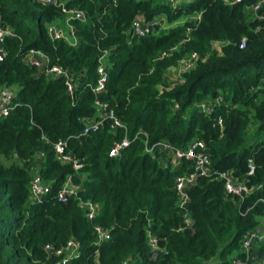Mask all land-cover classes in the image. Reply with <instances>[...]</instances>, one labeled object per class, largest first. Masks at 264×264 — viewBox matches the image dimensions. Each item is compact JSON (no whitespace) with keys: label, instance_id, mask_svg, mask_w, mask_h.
<instances>
[{"label":"trees","instance_id":"trees-1","mask_svg":"<svg viewBox=\"0 0 264 264\" xmlns=\"http://www.w3.org/2000/svg\"><path fill=\"white\" fill-rule=\"evenodd\" d=\"M58 1L86 18L71 22L77 46L48 33L64 21L62 7L0 0V26L8 32L1 43L0 93L14 90L9 115L0 117V264L245 259V238L264 225V6L255 16L254 0ZM140 16L152 32L135 37L132 26ZM32 50L71 74L72 96L65 78L27 64ZM106 52L108 82L97 94ZM192 54L198 55L194 68L182 84L170 86L169 72ZM207 102L211 112L201 107ZM110 114L122 127L113 128ZM91 120L103 123L85 134ZM126 133L130 145L111 158ZM60 141L80 160L79 172L57 158ZM194 142L205 144L210 174L197 178L182 207L176 183L195 172L194 162L166 161L163 149L148 150L166 143L173 156ZM224 173L246 186L244 200L227 194ZM68 178L82 190L61 202ZM39 180L47 190L36 202L31 187ZM88 201L98 208L94 220L82 206ZM97 227L108 231L106 240H99ZM70 243L78 249L73 256L56 255ZM251 255L264 264V239Z\"/></svg>","mask_w":264,"mask_h":264},{"label":"built area","instance_id":"built-area-1","mask_svg":"<svg viewBox=\"0 0 264 264\" xmlns=\"http://www.w3.org/2000/svg\"><path fill=\"white\" fill-rule=\"evenodd\" d=\"M46 5H54L62 7V13L64 14V23L68 25L69 27V35L67 36L64 32V30L61 28V25L58 24H52L48 27V33L50 37L54 40H64L67 44L71 46H77L78 45V39L76 36V30L73 25H71V22L77 18L86 21V18L83 13L79 12L78 10H72L68 11L63 3H60L58 0H41ZM171 4L176 5L177 0H168ZM242 0H224L225 3L229 5H233L235 3H239ZM264 6V0H254V4L251 6L250 10L252 13L257 16L262 7ZM197 19H200V16H198ZM152 31L148 24H146L143 17H138L133 26H132V35L135 37H142L147 34H150ZM8 34L7 31H5L0 26V61L5 56V53L1 47V43L3 42L5 36ZM108 53L106 52L104 56L100 60V67L98 68V73L100 75L98 86L95 88V92L97 94H101L106 89V85L108 82V75L106 72V63L105 59L108 58ZM198 59L197 54H192L190 56L189 61L182 60L181 64L183 65V70L180 71L177 74V84H182L184 82L183 76L185 73L192 70L195 66V62ZM26 62L28 65L33 66L40 70L41 72L52 76L56 78H65L66 79V85L68 89V93H70V96L73 95L75 91V83L73 82L72 76L69 72L64 70L63 68L59 66H50V59L49 57L43 53L42 51L32 50L27 59ZM14 93H8V91L4 90L0 93V117H6L9 115L11 106H12V98ZM96 106L99 107L102 110L106 109V105L97 101ZM201 107L206 110V112H211V108L209 103L201 104ZM110 118L114 119V127H122L120 122L113 117V114L109 115ZM86 122V121H85ZM102 121H93L91 120L86 124L85 134H88L90 131H96L99 126L102 124ZM125 131L127 132V129L125 128ZM136 138H139L138 136ZM43 140H47L45 136L42 138ZM145 143L148 144V137L146 136ZM130 145L129 137L126 133L123 139H121L119 142H117L110 153L111 158H116L121 155V153ZM55 152L57 155V158L63 163L71 165L73 170L75 172H79L82 168V164L80 160L76 159L72 153H68L67 150V143L65 142H59L55 146ZM161 148L169 150V146L166 143H159L157 145L152 146L148 152L153 153L155 149ZM206 149L205 144L203 142H194L192 143L187 149L178 150L177 152L173 153V159L175 162L182 161V160H188L194 162V169L195 172L192 174H184L182 175L176 183V190L180 195L181 202L180 205L183 207L188 199L187 190L192 187L199 176H208L210 174V157L208 153H206L204 150ZM200 151V152H199ZM204 151V152H202ZM253 173V171L251 172ZM221 178L225 180V188L227 194L238 197L240 200H244L245 196L244 193H248L249 191L246 189V186L241 183H237L233 176L230 173H224L221 175ZM46 187L39 183L38 181L35 182L31 187V197L34 201L40 202L43 196L46 194ZM82 190L80 185H75L72 183V179L68 178L67 182L65 183L62 191L59 194V200L61 202H66V200L70 197L78 198L79 192ZM84 208L88 210V218L90 220H94L98 208L96 205H94L92 202H84L82 204ZM96 233L98 235V238L100 241L106 240L109 237L108 231L97 227ZM264 239V225L263 227L258 231H253L247 235L243 242V252L245 253L246 257L245 259H238L235 261V264H259V262L254 259L251 255L253 244L258 241ZM151 248L152 252L156 253L158 252L157 247V240L154 238H151ZM48 251H52V248L50 246L47 247ZM77 246L74 243H70L68 247L65 250L55 251L57 256H61L63 254H68L69 257L73 256L77 251ZM68 261L63 260L60 263L57 264H66Z\"/></svg>","mask_w":264,"mask_h":264},{"label":"rangeland","instance_id":"rangeland-1","mask_svg":"<svg viewBox=\"0 0 264 264\" xmlns=\"http://www.w3.org/2000/svg\"><path fill=\"white\" fill-rule=\"evenodd\" d=\"M159 21V20H157ZM58 23L61 25V28L64 30L65 34L68 36L69 35V27L67 24L64 23V21H61L59 20ZM167 24H164L163 27H167L166 26ZM190 56L191 55H187L185 56L184 60L186 61H189L190 59ZM105 63L107 64L108 63V58L105 59ZM183 65L181 64V62L179 63V65L175 68H173L170 72H169V75H168V82L170 84V86H174L176 85V82H177V74L183 70ZM8 91V93H14V90L13 89H9V90H6ZM1 97V96H0ZM210 104V102H207ZM162 153H163V158L164 160H172L174 161L173 159V156H172V153L169 151V150H166L163 148L162 150Z\"/></svg>","mask_w":264,"mask_h":264},{"label":"crops","instance_id":"crops-1","mask_svg":"<svg viewBox=\"0 0 264 264\" xmlns=\"http://www.w3.org/2000/svg\"><path fill=\"white\" fill-rule=\"evenodd\" d=\"M189 0H177V4L182 3V2H188Z\"/></svg>","mask_w":264,"mask_h":264},{"label":"water","instance_id":"water-1","mask_svg":"<svg viewBox=\"0 0 264 264\" xmlns=\"http://www.w3.org/2000/svg\"><path fill=\"white\" fill-rule=\"evenodd\" d=\"M68 95L70 96V93H68ZM38 182L40 183L41 181L39 180Z\"/></svg>","mask_w":264,"mask_h":264}]
</instances>
